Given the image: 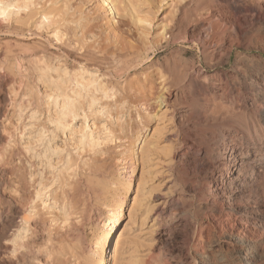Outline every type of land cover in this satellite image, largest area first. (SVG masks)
Listing matches in <instances>:
<instances>
[{"label":"rangeland","instance_id":"rangeland-1","mask_svg":"<svg viewBox=\"0 0 264 264\" xmlns=\"http://www.w3.org/2000/svg\"><path fill=\"white\" fill-rule=\"evenodd\" d=\"M128 2L122 18L99 0L0 5V193L21 210L0 264H95L119 211L112 264H264V99L251 83L264 24L250 0ZM235 69L253 80L233 82ZM99 76L112 91L84 86ZM232 138L229 157L249 153L216 208L199 183L230 181Z\"/></svg>","mask_w":264,"mask_h":264},{"label":"bare ground","instance_id":"bare-ground-1","mask_svg":"<svg viewBox=\"0 0 264 264\" xmlns=\"http://www.w3.org/2000/svg\"><path fill=\"white\" fill-rule=\"evenodd\" d=\"M183 1V0H182ZM128 0H99V6L98 10L104 11V13L108 15H119L120 12H126V10L129 7V2ZM3 0H0V5H2ZM9 6L12 7H17L15 4L12 2L8 4ZM8 7V6H7ZM250 10L252 13V17L254 21H258L260 25L264 24V0H250ZM237 12H241L242 8L241 6L236 7ZM0 15L4 16V18L8 19L6 15V8H2L0 6ZM121 15V14H120ZM119 15V16H120ZM43 20L49 22L51 20L50 14H43ZM121 17V16H120ZM122 18V17H121ZM124 18V17H123ZM112 21H115V19H112ZM139 23H144L149 25L148 20H139ZM167 29L164 27L162 29L161 35H167ZM220 33V32H219ZM209 36V38L205 41V44L207 48H213L214 46L217 48V39L220 41L219 38L228 40L231 37V34L229 31H224L218 36L215 34ZM115 35V34H114ZM210 35V34H209ZM208 36V35H207ZM56 37H59V31L57 32L56 30ZM118 37V36H117ZM219 47V45H218ZM207 50V49H206ZM210 51V50H209ZM208 52V51H207ZM211 52V51H210ZM44 72L49 71V67L44 64L42 67ZM233 75V82H238V84H243V83H248V81H251L253 79L249 78V76L246 73H239L238 70L235 69ZM260 72L257 71L256 73V79L255 82L251 83H256V98L258 97L259 100L264 99V73L259 74ZM46 74V73H44ZM47 76V74H46ZM100 76L96 78H91V80L87 81L85 83L86 86H94V91L96 92H103V93H108L109 91H112V87H108L106 85H103L101 82H99ZM5 80L0 79V116L3 113L5 109V103H6V98L4 97V91L6 89V84ZM249 87H252L249 85ZM106 93V94H107ZM62 93L60 94V96ZM64 95V94H63ZM62 95V96H63ZM65 96V95H64ZM63 96V98H64ZM59 97V96H58ZM68 97V96H67ZM64 98V103H63V108L66 110L67 114H72L73 113V107L72 103L68 100L69 98ZM177 97V96H176ZM65 114V115H67ZM250 132V131H249ZM247 133V132H246ZM225 142V141H224ZM263 143V142H262ZM223 152L221 154V157H224L225 159H228L227 163L225 162V166L227 168V176H229L230 181H225L222 178V174L213 172L210 175V178L208 177L207 179L203 180L202 182L199 183V192L200 193H209V197L207 198L206 203L207 204H212V206L218 208V206H222V204L225 202V199L229 197V192L233 189V185H238L236 182L237 179L241 180L243 177V164H244V159L247 157L246 155L249 153V150L245 151H238L236 156L232 155L229 157L228 153L231 151L235 150V138H232L229 143H223ZM7 170L1 169L0 168V185L2 184L3 178L7 174ZM131 173H134V169L131 171ZM213 179V181H212ZM246 180V179H245ZM244 181V180H243ZM198 182V181H197ZM196 182V183H197ZM201 186V187H200ZM213 197H218L221 200L217 201L214 200ZM14 203L6 198L5 195L0 193V249L6 248L3 247V241L7 239L9 232L12 230V228L16 225V220L18 217L21 216V210L13 205ZM7 205V207H6ZM120 214L114 215V218L109 224H111L105 233L103 234L102 242L100 244V251L96 260L95 264H112L115 261V256H116V250H114L113 256L111 255L110 251V244L111 240L114 236L115 230L117 229L118 225L122 221L123 213L119 211ZM108 219V218H107ZM7 249V248H6ZM196 253H199V251H196Z\"/></svg>","mask_w":264,"mask_h":264}]
</instances>
